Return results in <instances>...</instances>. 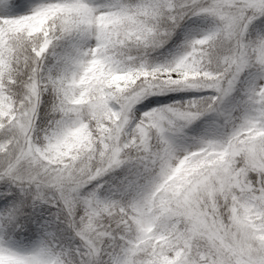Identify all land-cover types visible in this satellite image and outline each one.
<instances>
[{
	"label": "snow or ice",
	"instance_id": "obj_1",
	"mask_svg": "<svg viewBox=\"0 0 264 264\" xmlns=\"http://www.w3.org/2000/svg\"><path fill=\"white\" fill-rule=\"evenodd\" d=\"M0 2V264H264V83L222 138L180 154L168 135L216 111L249 65L264 68V35L249 38L264 0ZM200 14L214 29L170 62L148 61ZM179 87L216 95L132 127L138 103ZM46 93L54 115L40 135ZM29 203L54 206L64 235L34 227Z\"/></svg>",
	"mask_w": 264,
	"mask_h": 264
},
{
	"label": "rangeland",
	"instance_id": "obj_2",
	"mask_svg": "<svg viewBox=\"0 0 264 264\" xmlns=\"http://www.w3.org/2000/svg\"><path fill=\"white\" fill-rule=\"evenodd\" d=\"M10 3V0H7ZM44 2V0H30V3L34 7L35 4ZM93 3L96 4H104L110 2V0H92ZM8 8L5 6L4 2H0V13H6ZM209 17L206 14L200 15H192L190 21L186 22L182 28V40L177 43V45L171 50L166 56L165 63L172 61L175 57L182 54L185 49L188 47L191 40L201 37L206 34L208 31L214 29L216 22L214 20H206ZM264 35V27L253 28L251 25L249 26V38L256 39L259 36ZM87 44L94 43V41H88ZM53 57V58H52ZM55 62V57L49 54V58L47 60V64L51 66ZM152 64H163L160 62L152 63ZM264 83V68H261L259 65L251 64L248 68H246L239 76L237 84L234 90L230 93L228 97H226L221 103H219L216 107V111H206L205 114L207 117L204 118L203 122L210 121V124H204L200 128L201 131L194 134V131L191 130V123H187L186 126L183 127L180 131H173L169 133V138L172 140L174 145L176 146L178 152L183 154L188 150H195L202 139L208 138H222L227 132L231 130V125H226V120L231 117H235L239 119L242 116L245 107L246 101L248 99L249 91L253 88H256L259 84ZM201 90H205L206 94L211 97L216 95L214 89H203V88H173L171 90H166L164 93L167 98L176 97L179 99L184 98L183 103L179 104L181 106L188 104L190 101L195 99L196 94H199ZM158 93L147 96L144 100L138 103L132 113L131 125L134 127L135 123L143 116L144 112L150 111L154 108H160L165 105L159 103L160 99ZM167 105V104H166ZM171 105V104H169ZM201 117V116H200ZM101 195H106L101 192ZM109 195V194H108ZM37 208V209H36ZM36 208H32V210L40 208V205ZM38 218L42 224L48 222L47 215L40 212L38 214ZM49 224V223H48ZM48 224L46 225L48 227ZM21 236H17L16 239H21ZM23 242L25 244L29 243L23 238Z\"/></svg>",
	"mask_w": 264,
	"mask_h": 264
},
{
	"label": "trees",
	"instance_id": "obj_3",
	"mask_svg": "<svg viewBox=\"0 0 264 264\" xmlns=\"http://www.w3.org/2000/svg\"><path fill=\"white\" fill-rule=\"evenodd\" d=\"M192 17V15H189L185 18L184 21H182L181 25L179 28H177L175 30V33L173 34V36L171 37V39L162 47L160 48H156L155 50H152L149 52L148 54V61L150 63H156V62H160V63H165V59L166 56L168 55V53L173 50V48L177 45L178 42H180L182 40V28L184 27V25H186L188 21H190V18ZM264 19V18H262ZM206 20H214L216 21V19L214 17L209 16L208 18H206ZM251 27L253 28H260L262 29L264 27V25H260L258 22L254 21L253 24L251 25ZM228 47L227 44L224 45V48ZM62 49L61 48H57L56 51L60 52ZM223 50V49H221ZM51 52V49L49 51V54ZM135 55V53H133ZM53 58V57H52ZM47 62V61H46ZM201 92H204V94L202 95V97H194L196 100H201L202 102L206 103L209 100V96L206 94L205 90H201ZM200 92V93H201ZM199 93V94H200ZM157 95H161L159 97L160 101L159 103H161L162 105H179L181 103H183L182 101H184L185 99H179L176 97L173 98H167L166 94L164 93H158ZM54 103V97L51 96L50 93H46L45 94V98H44V103L41 105V119L38 122L39 123V128H38V134L42 135L43 134V130L46 129L49 126V121H51L53 119V113L51 110V105ZM207 117L206 114L204 113L201 117L197 118L192 124H191V130L194 131V134L198 133L199 131H201L200 127L204 124H210V121L207 122H203L204 118ZM153 144L159 146V138L158 136L154 135L153 136ZM124 175V170H117L115 173L110 174L109 176H106L103 178V180L108 181V183L104 184V188L101 190L102 193L108 195L110 194L109 189L111 188V185L116 184L119 182V179ZM103 181H96L95 183H101ZM37 209V208H36ZM34 209L32 210V207L29 203V206L27 208H25V211L27 213H31V219L33 221V226L36 227L37 229H39L40 225H42V222H40V219L38 218V214L40 212L44 213L47 215V219H48V228L50 231H53L56 233V235L58 237H62L64 234L61 232L62 228H65L66 225L61 224L59 221L56 220V215L55 213L57 212V209L52 206V205H48V204H44V205H40V208L38 209V211ZM23 237L26 239V241H29L27 239V233L24 232L23 233ZM36 237L33 236L32 239L34 240ZM66 243V245H70L72 242H69L67 240L64 241ZM78 239L75 241V243H78Z\"/></svg>",
	"mask_w": 264,
	"mask_h": 264
},
{
	"label": "bare ground",
	"instance_id": "obj_4",
	"mask_svg": "<svg viewBox=\"0 0 264 264\" xmlns=\"http://www.w3.org/2000/svg\"><path fill=\"white\" fill-rule=\"evenodd\" d=\"M208 18V17H207ZM216 22V21H215ZM204 94V92H201L200 94H196V97H202V95Z\"/></svg>",
	"mask_w": 264,
	"mask_h": 264
}]
</instances>
